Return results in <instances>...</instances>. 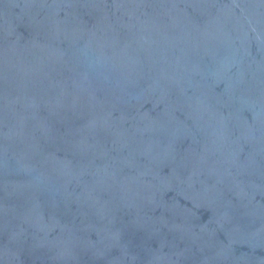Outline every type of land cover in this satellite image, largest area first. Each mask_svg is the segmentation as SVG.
I'll use <instances>...</instances> for the list:
<instances>
[{"label": "water", "instance_id": "water-1", "mask_svg": "<svg viewBox=\"0 0 264 264\" xmlns=\"http://www.w3.org/2000/svg\"><path fill=\"white\" fill-rule=\"evenodd\" d=\"M0 264H264V0H0Z\"/></svg>", "mask_w": 264, "mask_h": 264}]
</instances>
